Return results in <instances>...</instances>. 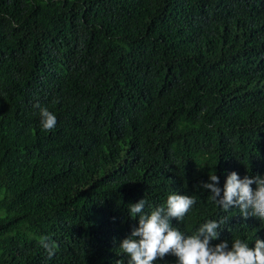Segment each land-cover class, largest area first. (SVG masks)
<instances>
[{"label": "trees", "instance_id": "obj_1", "mask_svg": "<svg viewBox=\"0 0 264 264\" xmlns=\"http://www.w3.org/2000/svg\"><path fill=\"white\" fill-rule=\"evenodd\" d=\"M232 172L264 178V0H0V264H128L129 205L174 193L186 236L226 217L212 245L254 248L201 186Z\"/></svg>", "mask_w": 264, "mask_h": 264}, {"label": "clouds", "instance_id": "obj_2", "mask_svg": "<svg viewBox=\"0 0 264 264\" xmlns=\"http://www.w3.org/2000/svg\"><path fill=\"white\" fill-rule=\"evenodd\" d=\"M34 107L40 109L42 129L54 130L56 116L39 104ZM209 181L201 186L211 192L208 199L224 212L238 208L245 220L256 217L264 221V178L257 175L241 179L236 172H232L227 177L222 197L219 177L210 175ZM253 184L256 185L255 190ZM146 203L145 199H141L129 205L130 216L133 219L139 217V227L119 247L128 258V264H154L168 255L175 256L178 264H264V240L255 239L254 248L241 239L232 241L231 248L227 241L212 245V241L220 238L224 230L222 226L228 222L226 217L218 222L209 220L190 236L174 227L172 220L183 221L197 203L195 197L170 194L166 205L156 208L150 215L144 212ZM39 243L47 251L49 259L55 256L58 246L50 237H41ZM117 264H124V261H117Z\"/></svg>", "mask_w": 264, "mask_h": 264}, {"label": "rangeland", "instance_id": "obj_3", "mask_svg": "<svg viewBox=\"0 0 264 264\" xmlns=\"http://www.w3.org/2000/svg\"><path fill=\"white\" fill-rule=\"evenodd\" d=\"M5 212L4 211H0V216H4Z\"/></svg>", "mask_w": 264, "mask_h": 264}]
</instances>
